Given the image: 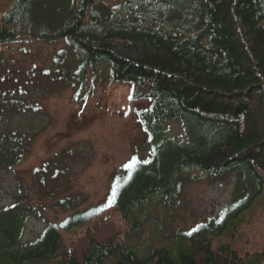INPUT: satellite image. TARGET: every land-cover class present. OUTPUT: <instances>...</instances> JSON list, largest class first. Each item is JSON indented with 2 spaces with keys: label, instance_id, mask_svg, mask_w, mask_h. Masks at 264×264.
Instances as JSON below:
<instances>
[{
  "label": "trees",
  "instance_id": "16d2710c",
  "mask_svg": "<svg viewBox=\"0 0 264 264\" xmlns=\"http://www.w3.org/2000/svg\"><path fill=\"white\" fill-rule=\"evenodd\" d=\"M8 2L0 27V168L22 161L29 138L1 124L35 108L28 85L44 92L42 81L72 89L77 102L97 83L128 86L131 100L146 102L137 117L156 143L152 155L134 154L114 172L97 207L79 212L80 197L60 199L56 209L75 211L60 223H47L44 206L20 189L13 205L0 208V264H264V250L243 255L232 240L215 243L264 187V0ZM15 44L25 54L33 44L53 50L42 66L15 75L7 53ZM22 73L41 75L17 88L12 81ZM172 122L182 125L181 141L166 135ZM57 166L37 169L42 190L47 178L54 184L67 173ZM201 177H235L233 199L192 228L173 227L185 186ZM113 210L128 228L97 238L91 226L108 224ZM32 219L46 228L24 242ZM77 230L89 244L82 256L63 236Z\"/></svg>",
  "mask_w": 264,
  "mask_h": 264
},
{
  "label": "rangeland",
  "instance_id": "374dc122",
  "mask_svg": "<svg viewBox=\"0 0 264 264\" xmlns=\"http://www.w3.org/2000/svg\"><path fill=\"white\" fill-rule=\"evenodd\" d=\"M8 6V0H0V27ZM20 45L7 48V53L12 56L8 59L9 68L15 75L20 71L26 72L34 62L42 66V60H47L53 50L51 46L33 44L29 47L31 53L25 54ZM36 52L39 54L36 55ZM37 77L30 78L22 73L19 81H12V84L22 88L21 82L30 83ZM42 84L44 92L37 84L28 85V89L34 90L29 96L34 109L1 124L2 129L25 133L30 139L27 138V150H24L19 164L11 169L0 168V208L13 205L20 189L24 188L34 204L44 206L43 216L47 223H60L75 212L56 209L60 199L65 196L80 197L82 203L76 210L79 212L97 207L110 193L114 172L134 154L152 155L156 140H151L138 121L137 110L146 106V102L131 100L130 88L126 85L97 83L93 95L86 102H77L73 100L72 89L51 88L45 81ZM166 135L181 141L184 138L182 125L170 123ZM58 161L61 163L57 166ZM47 164L61 169L67 167V173L60 172L54 184L47 178V189L52 190L53 195L50 191L47 193V189H41L43 185L36 176L37 169ZM201 178L185 186L182 199L172 215L173 227L192 228L209 217L217 216L233 199L235 177L216 182L207 177ZM105 221L108 224L97 226L93 223L96 226L90 228V232L99 239L119 231L124 233L128 228L115 210L107 214ZM233 224L218 238L221 240H217L216 245L232 240L243 255L264 250V187ZM46 225L41 219H32L24 242L37 240ZM63 236L66 245L76 249L80 256L89 248L85 230Z\"/></svg>",
  "mask_w": 264,
  "mask_h": 264
},
{
  "label": "snow or ice",
  "instance_id": "6c2138e0",
  "mask_svg": "<svg viewBox=\"0 0 264 264\" xmlns=\"http://www.w3.org/2000/svg\"><path fill=\"white\" fill-rule=\"evenodd\" d=\"M135 162H137V161H136V158H133V163H130V164L128 165V167H129V168L133 167V164H134Z\"/></svg>",
  "mask_w": 264,
  "mask_h": 264
}]
</instances>
